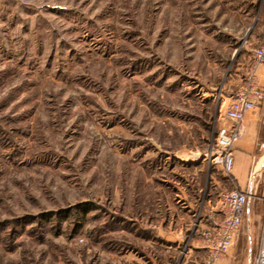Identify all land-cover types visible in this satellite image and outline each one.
Masks as SVG:
<instances>
[{
  "label": "rangeland",
  "instance_id": "374dc122",
  "mask_svg": "<svg viewBox=\"0 0 264 264\" xmlns=\"http://www.w3.org/2000/svg\"><path fill=\"white\" fill-rule=\"evenodd\" d=\"M263 39L264 0H0V264H206Z\"/></svg>",
  "mask_w": 264,
  "mask_h": 264
},
{
  "label": "built area",
  "instance_id": "2783aa9c",
  "mask_svg": "<svg viewBox=\"0 0 264 264\" xmlns=\"http://www.w3.org/2000/svg\"><path fill=\"white\" fill-rule=\"evenodd\" d=\"M254 58L257 63L264 64V39L262 44L255 48ZM263 100L264 91L256 85L238 93L224 111L226 124L218 127L212 154L213 161L222 165L228 180L233 184L235 163L233 149L244 135L245 115ZM250 196L248 191L237 187L222 192L217 206L209 210L207 222H203L204 218L197 225L201 231L199 247L207 254V264L215 262L230 251L243 224ZM254 264H264V224L258 239Z\"/></svg>",
  "mask_w": 264,
  "mask_h": 264
},
{
  "label": "crops",
  "instance_id": "0c3cea01",
  "mask_svg": "<svg viewBox=\"0 0 264 264\" xmlns=\"http://www.w3.org/2000/svg\"><path fill=\"white\" fill-rule=\"evenodd\" d=\"M243 124L245 126L244 135L233 149L235 159L233 187L251 194L243 220V223L245 222L244 235L249 244L255 243L257 249L264 224V157L261 156L264 153V100L246 113ZM241 229L227 255L211 264H233L240 259L242 253H239L236 243L240 239ZM202 253L207 259L206 252L202 250Z\"/></svg>",
  "mask_w": 264,
  "mask_h": 264
}]
</instances>
